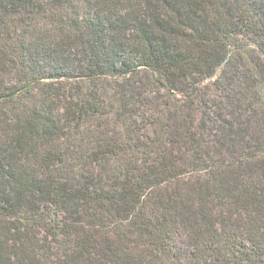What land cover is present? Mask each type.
<instances>
[{
    "label": "trees",
    "instance_id": "16d2710c",
    "mask_svg": "<svg viewBox=\"0 0 264 264\" xmlns=\"http://www.w3.org/2000/svg\"><path fill=\"white\" fill-rule=\"evenodd\" d=\"M0 264H264V0H0Z\"/></svg>",
    "mask_w": 264,
    "mask_h": 264
},
{
    "label": "rangeland",
    "instance_id": "374dc122",
    "mask_svg": "<svg viewBox=\"0 0 264 264\" xmlns=\"http://www.w3.org/2000/svg\"><path fill=\"white\" fill-rule=\"evenodd\" d=\"M208 83V82H207Z\"/></svg>",
    "mask_w": 264,
    "mask_h": 264
}]
</instances>
